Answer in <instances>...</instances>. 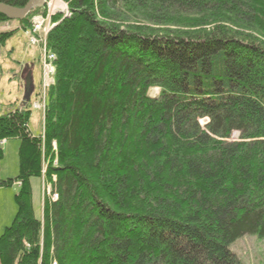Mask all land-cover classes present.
Instances as JSON below:
<instances>
[{
	"label": "trees",
	"instance_id": "1",
	"mask_svg": "<svg viewBox=\"0 0 264 264\" xmlns=\"http://www.w3.org/2000/svg\"><path fill=\"white\" fill-rule=\"evenodd\" d=\"M63 1L44 144L59 198L41 221L43 141L28 107L0 115V141H21L0 264H241L230 246L264 238V0Z\"/></svg>",
	"mask_w": 264,
	"mask_h": 264
},
{
	"label": "rangeland",
	"instance_id": "2",
	"mask_svg": "<svg viewBox=\"0 0 264 264\" xmlns=\"http://www.w3.org/2000/svg\"><path fill=\"white\" fill-rule=\"evenodd\" d=\"M60 2L62 5H59ZM47 3L55 4V7H66L67 4L63 0H47ZM59 3V4H58ZM65 3L66 6L63 4ZM68 7V6H67ZM69 8V7H68ZM34 16L41 17V22L34 29H30V24ZM65 17L64 19L68 18ZM45 22H43V20ZM28 24H22L24 21H4L0 23V32L13 31L12 37L2 44L1 60H0V115L9 113L21 108L24 97V82L21 74L26 65H33V75L35 83V91L31 101L27 104L31 111V115L26 125L28 133L32 137H41L43 141V169L41 178H32L30 180L33 203L35 206L37 217L44 221V208L47 202L51 200V193H55V188L47 178L46 172L49 167V159L46 156L45 150V127H46V112L49 99L51 96L52 87L55 85L56 79V63L53 83L50 88L45 87V61L56 53L51 50L49 44V23L54 24L53 19L49 18L48 13H44L42 9H35L26 19ZM175 29V28H174ZM234 30L243 33L244 31ZM49 31V32H48ZM244 34V33H243ZM35 40L34 44L31 40ZM47 39V40H46ZM159 89H151L149 95L152 98L159 96ZM4 115V114H3ZM208 120H202V126L208 124ZM238 133H234L229 142H237ZM7 143V144H6ZM21 146L20 139L14 138L0 141V149L3 151V159L0 163V180H16L19 176V149ZM53 154L56 159L57 148L55 143L52 145ZM45 160V161H44ZM57 164V161H54ZM55 181V176H52ZM11 187H0V237L4 235L5 230L9 227L17 214V204L15 197L19 192L20 182H15ZM44 231V226H43ZM230 250L237 256L241 264H264V238L256 235H248L240 238L230 246Z\"/></svg>",
	"mask_w": 264,
	"mask_h": 264
},
{
	"label": "water",
	"instance_id": "3",
	"mask_svg": "<svg viewBox=\"0 0 264 264\" xmlns=\"http://www.w3.org/2000/svg\"><path fill=\"white\" fill-rule=\"evenodd\" d=\"M47 0H31L24 8H15L9 5L0 4V15H3L11 20L24 21L35 9H42L46 5ZM2 50L0 45V60ZM33 65H26L21 78L24 82V97L21 108H26L31 101L32 95L35 91Z\"/></svg>",
	"mask_w": 264,
	"mask_h": 264
},
{
	"label": "built area",
	"instance_id": "4",
	"mask_svg": "<svg viewBox=\"0 0 264 264\" xmlns=\"http://www.w3.org/2000/svg\"><path fill=\"white\" fill-rule=\"evenodd\" d=\"M58 4H59V3H58ZM63 4L66 6L65 3H63ZM59 5H62V3L60 2ZM47 7H48V15H49V18L52 19L54 16L60 15V16L62 17V19L64 20V9H65V7L57 6V8H56V7H55V4H52V3H47ZM66 7H67V6H66ZM42 20H43V18H42ZM40 22H41V19H34V21L31 23L33 29H34L37 25H39ZM43 22H45V21L43 20ZM48 25H49V27H50V29H49L50 32H51L52 29H54V28L57 26L56 23H54V24L49 23ZM49 31H48V32H49ZM46 40H47V39H46ZM34 41H35V40L33 39V40H31L30 42L34 44ZM48 59H54V66H55V63H56V61H57L56 56H55V55H51ZM54 66H47V60H46V61H45V73H47V69H55ZM52 82H53V80H52ZM50 86H51V85H45V87L48 88V89L50 88ZM58 198H59V197H58L57 194L51 193V200H52V201H56V200H58Z\"/></svg>",
	"mask_w": 264,
	"mask_h": 264
},
{
	"label": "bare ground",
	"instance_id": "5",
	"mask_svg": "<svg viewBox=\"0 0 264 264\" xmlns=\"http://www.w3.org/2000/svg\"><path fill=\"white\" fill-rule=\"evenodd\" d=\"M67 6H68V4H67ZM45 8H46V14H47L48 13L47 4L44 6V8H42V10H44ZM68 15H69V8L65 7V9H64V18L67 17ZM56 17L60 18L58 20V22H55L58 25L60 22H62L63 19H62V17L60 15L54 16L52 19L55 21L54 18H56ZM31 29H32V27H31ZM47 66H54V59H47ZM54 73H55V69H47V73H45V85H52V83H53L52 80H53Z\"/></svg>",
	"mask_w": 264,
	"mask_h": 264
},
{
	"label": "crops",
	"instance_id": "6",
	"mask_svg": "<svg viewBox=\"0 0 264 264\" xmlns=\"http://www.w3.org/2000/svg\"><path fill=\"white\" fill-rule=\"evenodd\" d=\"M7 144V143H6ZM1 187V186H0Z\"/></svg>",
	"mask_w": 264,
	"mask_h": 264
},
{
	"label": "flooded vegetation",
	"instance_id": "7",
	"mask_svg": "<svg viewBox=\"0 0 264 264\" xmlns=\"http://www.w3.org/2000/svg\"><path fill=\"white\" fill-rule=\"evenodd\" d=\"M25 71V70H24Z\"/></svg>",
	"mask_w": 264,
	"mask_h": 264
}]
</instances>
